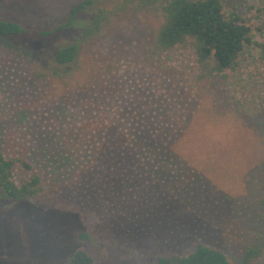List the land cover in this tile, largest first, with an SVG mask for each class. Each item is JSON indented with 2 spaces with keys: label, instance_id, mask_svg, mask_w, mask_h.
I'll return each instance as SVG.
<instances>
[{
  "label": "rangeland",
  "instance_id": "374dc122",
  "mask_svg": "<svg viewBox=\"0 0 264 264\" xmlns=\"http://www.w3.org/2000/svg\"><path fill=\"white\" fill-rule=\"evenodd\" d=\"M79 1L0 0V17L26 27L0 38V149L24 157L45 187L42 200L0 197V264H66L93 243L82 231L107 243L93 264H153L200 242L233 263L264 264V158L244 114H224L209 95L150 71L149 13L104 25L77 62L55 66L52 50L81 27L43 32ZM223 1L263 39L261 0ZM247 51L238 94L263 107L264 69L254 46ZM165 59L187 77L195 67L186 50ZM32 171L17 165L16 180Z\"/></svg>",
  "mask_w": 264,
  "mask_h": 264
},
{
  "label": "trees",
  "instance_id": "16d2710c",
  "mask_svg": "<svg viewBox=\"0 0 264 264\" xmlns=\"http://www.w3.org/2000/svg\"><path fill=\"white\" fill-rule=\"evenodd\" d=\"M261 2L259 9L264 15V0ZM89 11L94 12L89 15ZM82 13H87V17L83 19ZM137 13H149L154 20L144 54L150 71L168 78L173 87L188 86L209 95L215 100L217 109H223L224 114L231 111L244 114L259 153L264 158V106L249 105L250 102L238 94L248 46H254V59L264 69V24L258 28L263 39L254 40L253 27L245 15L239 10L227 8L223 0H116L110 7L97 6L96 0L79 1L71 8L66 21L43 32L51 34L81 27L76 41L63 43L52 50L55 66L77 62L81 44H91L101 38L104 25L127 20ZM25 32L26 27L22 23L0 17V38H11ZM176 49L186 50L193 55L195 67L188 72L190 77H187L186 70L169 64L165 59V54ZM111 66L110 63L109 71L115 67ZM48 71L54 75L62 74L59 68ZM48 71H38L37 75H48ZM17 165L33 170L24 157L0 149V197L12 202L42 200L45 187L41 174L32 171L28 178L18 182L15 176ZM79 236L83 241L91 240L93 243L90 248H77L66 264H93L98 259H106L107 243L104 240H93L86 231L80 232ZM0 252H3L1 245ZM134 257L140 258L136 254ZM153 264L237 263L231 262L221 249L200 242L187 255L158 254Z\"/></svg>",
  "mask_w": 264,
  "mask_h": 264
}]
</instances>
